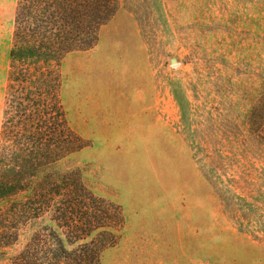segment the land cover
Wrapping results in <instances>:
<instances>
[{
	"label": "rangeland",
	"instance_id": "374dc122",
	"mask_svg": "<svg viewBox=\"0 0 264 264\" xmlns=\"http://www.w3.org/2000/svg\"><path fill=\"white\" fill-rule=\"evenodd\" d=\"M17 7L0 0V148ZM62 73L86 147L61 170L125 216L99 264H264V0H119Z\"/></svg>",
	"mask_w": 264,
	"mask_h": 264
},
{
	"label": "trees",
	"instance_id": "16d2710c",
	"mask_svg": "<svg viewBox=\"0 0 264 264\" xmlns=\"http://www.w3.org/2000/svg\"><path fill=\"white\" fill-rule=\"evenodd\" d=\"M118 9L119 0H18L0 148V247L27 231L13 264H99L125 225L120 205L96 196L78 170H61L86 147L63 102V60L94 48Z\"/></svg>",
	"mask_w": 264,
	"mask_h": 264
},
{
	"label": "water",
	"instance_id": "95a60500",
	"mask_svg": "<svg viewBox=\"0 0 264 264\" xmlns=\"http://www.w3.org/2000/svg\"><path fill=\"white\" fill-rule=\"evenodd\" d=\"M174 61V60H173ZM174 63V62H173Z\"/></svg>",
	"mask_w": 264,
	"mask_h": 264
}]
</instances>
